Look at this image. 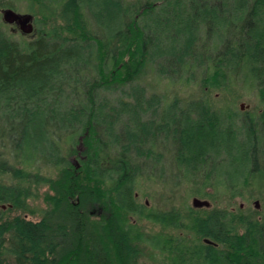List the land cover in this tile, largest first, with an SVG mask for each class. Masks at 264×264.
<instances>
[{
    "label": "trees",
    "instance_id": "trees-1",
    "mask_svg": "<svg viewBox=\"0 0 264 264\" xmlns=\"http://www.w3.org/2000/svg\"><path fill=\"white\" fill-rule=\"evenodd\" d=\"M24 1L39 16L33 39H12L0 22V174L10 175L0 264H264L255 206L162 210L133 194L138 159L160 161L164 144L192 194L264 195V0ZM154 62L206 90L185 104L146 97L136 82ZM132 83L125 96L103 94ZM241 88L256 93L252 113L233 110ZM217 89L223 106L211 102ZM38 160L56 176L27 170ZM41 185V219L11 215L30 211Z\"/></svg>",
    "mask_w": 264,
    "mask_h": 264
},
{
    "label": "rangeland",
    "instance_id": "rangeland-1",
    "mask_svg": "<svg viewBox=\"0 0 264 264\" xmlns=\"http://www.w3.org/2000/svg\"><path fill=\"white\" fill-rule=\"evenodd\" d=\"M11 3L13 4L12 9L17 12L26 13V2L24 0L16 1V0H0V8L2 4ZM29 13V12H28ZM32 14V13H31ZM33 24L34 27L37 28L36 21L38 20V14H33ZM0 22H2V29L9 35L12 39L19 40L21 37L25 39H33L35 36V29L31 34L24 35L22 34L15 25L5 24L1 19L0 13ZM157 62L148 63L146 70L143 76L138 80V85L143 88L145 91L146 97H149L151 94H160L163 95L167 100H170L173 96L179 98L181 104H185L190 100H196L200 95L204 93L206 90L203 89V85L200 79H191L187 78V76H182V78L177 81L171 79L166 76L164 73L158 72L157 70ZM203 67V66H202ZM199 69H201L199 67ZM199 71V70H198ZM201 74H199L200 76ZM190 79V80H189ZM189 80V81H188ZM136 83L127 84L123 86L117 87L116 91H105L103 94L107 99H116L118 96H125V93L130 92L131 85H135ZM241 94L240 98L236 100L233 106L234 112H237L239 115H243V113L254 111V107L257 105L258 100L254 93H248L242 88L238 91ZM211 102H213L216 106H223L225 100V95H227V91L224 89L213 90L212 92ZM229 101V100H228ZM238 119V118H237ZM160 148L156 149V153L160 154V161L158 160H147L146 159H138L142 163V176L138 178L137 187L134 189V198L138 202H145L147 206L153 207L155 209L169 210L171 208H180V206H191V201L193 197H198L192 194L191 187L188 183L184 182L183 179L178 183L173 175L175 171L174 160L172 158L173 148L169 146L158 145ZM81 149V147H79ZM8 152V149H4L0 147V152ZM6 156V155H4ZM3 156V157H4ZM6 158V157H5ZM71 160H73L71 158ZM156 161V163H155ZM11 164V161L8 162ZM29 171H38L41 175L44 176H52L55 177L57 171L55 167L51 165H47L43 161L38 160L31 167H28ZM9 173L0 174V182L9 184ZM175 183H177L175 185ZM192 184V183H190ZM50 190L47 185H41L37 190V196H32L30 199H27L28 208L30 211H15L11 212V215L20 214L28 220L37 221L41 219L49 206L44 201V194ZM257 196L259 203L256 206L253 202L257 198H251L247 201L245 199L236 197L232 201L227 197H220L216 202H212L210 200L211 205L217 206L218 208H237L238 206L248 207L252 210L257 209V214H261L264 212V195L259 197V194L254 193ZM201 198V197H198ZM204 199V198H201ZM231 201V202H230ZM231 204V206H229ZM210 205V207H211ZM93 211L96 213L98 209L94 208ZM261 212V213H260ZM141 227L144 230L157 231L159 228L157 225L146 221H140ZM7 261L11 264H15L16 261L14 257L8 256Z\"/></svg>",
    "mask_w": 264,
    "mask_h": 264
},
{
    "label": "water",
    "instance_id": "water-1",
    "mask_svg": "<svg viewBox=\"0 0 264 264\" xmlns=\"http://www.w3.org/2000/svg\"><path fill=\"white\" fill-rule=\"evenodd\" d=\"M1 19L5 24L15 25L17 29L24 35L31 34L35 27L33 24L34 16L31 13H21L17 12L12 8L5 7L0 8ZM257 206L259 201H254ZM211 203L207 199H201L198 197H193L191 201V206L194 208L210 207ZM1 208H5V205H0Z\"/></svg>",
    "mask_w": 264,
    "mask_h": 264
},
{
    "label": "flooded vegetation",
    "instance_id": "flooded-vegetation-1",
    "mask_svg": "<svg viewBox=\"0 0 264 264\" xmlns=\"http://www.w3.org/2000/svg\"><path fill=\"white\" fill-rule=\"evenodd\" d=\"M242 206V205H241Z\"/></svg>",
    "mask_w": 264,
    "mask_h": 264
}]
</instances>
